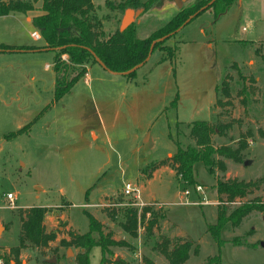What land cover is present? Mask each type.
Segmentation results:
<instances>
[{
  "label": "rangeland",
  "instance_id": "rangeland-1",
  "mask_svg": "<svg viewBox=\"0 0 264 264\" xmlns=\"http://www.w3.org/2000/svg\"><path fill=\"white\" fill-rule=\"evenodd\" d=\"M121 1L92 0L93 18L106 36L120 30L129 16L136 36L146 38L180 10L176 6L165 13L155 10L163 0L148 11L119 10ZM199 1L203 0H188L182 7ZM240 2L236 0L218 18L209 9L166 41L164 47L175 49L171 61L161 62L166 53L155 50L133 78L94 64L89 77H81L58 101L53 97V51L0 53V264L2 256L18 245L19 212L31 207L46 209L45 230L56 238L47 248L22 250L20 264H48L46 260L53 257L54 264H76L79 250L60 242L69 239L71 225L81 234L88 232L85 214L112 230L114 240L133 248H111L115 257L127 263L146 264L147 259L168 264L154 250L165 236L172 244L193 242L185 264H206L207 258L218 254L207 233V226L216 223L219 206L216 181L263 179L258 189L224 207L231 211L256 199L264 204V58L257 56L254 64L243 66L255 46L264 54V0ZM27 16L0 17V43L43 48L39 30V40L32 39L30 33L36 30ZM238 71L254 79V83L246 82L248 90L243 96L238 94L243 85ZM223 81L229 86L230 98L219 92L218 99L222 104L228 101L227 106L216 105L215 88H221ZM194 121L214 126L231 122L224 135L212 136V144L236 149L240 140L245 141L242 162L214 156L211 171L197 163L193 185L183 184L167 169L150 181L149 166L174 154L177 142L194 145L188 137L189 124ZM18 130L22 133L5 139ZM127 183L138 189L134 193L138 199L123 194ZM196 186L202 188L200 193L195 192ZM8 194L16 197L13 208L8 205ZM142 208H149L154 216L148 213L138 219L137 237L132 238L122 228L124 214L137 209L140 215ZM263 216L264 212H252L238 227L228 224L222 230L221 264H264ZM151 220L156 225L148 236L145 229ZM196 246L198 255L193 253ZM139 250L140 255L132 260L119 254L132 256ZM100 256V249L93 248L90 264H99Z\"/></svg>",
  "mask_w": 264,
  "mask_h": 264
},
{
  "label": "trees",
  "instance_id": "trees-1",
  "mask_svg": "<svg viewBox=\"0 0 264 264\" xmlns=\"http://www.w3.org/2000/svg\"><path fill=\"white\" fill-rule=\"evenodd\" d=\"M160 0H122L118 9L125 10L152 9ZM236 0H206L199 1L194 6L183 7L161 28L153 31L148 37L140 39L136 36L135 27L131 24L124 31L115 30L105 35L101 23L93 18L95 7L92 0H0V17L10 14H22L39 10V14L32 18V25L39 30L45 42L43 48L37 47H10L0 45V52L26 51L35 52L49 50L55 53L53 60V72L55 74L54 101L60 100L71 88L86 74V66L100 64L106 71L133 78L136 70L144 65L147 59L155 50L166 53L164 61H171L175 58V49L166 48V41L174 37L179 31L188 25L192 20L202 13L212 10L215 18L226 13ZM40 6L37 7L36 5ZM37 7V8H36ZM193 17V18H191ZM259 51V50H258ZM257 53V50H256ZM65 57V59H63ZM239 79L243 82L239 95L247 93L246 82L254 83L253 78H246L238 71ZM221 92L226 99L230 98V91L227 82H222L221 88H215L217 97L216 105L227 106L229 102L221 103L218 94ZM244 98H242L243 101ZM176 104L175 101L172 102ZM232 123L212 125L206 121H194L189 124V139L194 145L182 146L176 143V152L165 159L152 163L148 170L150 179L155 171L161 168H169L185 185L195 184L194 166L197 163L203 164L211 171L214 166L213 157L219 156L230 159L236 163L242 162L241 152L247 148V143L240 140L236 149L228 147L215 148L212 144L213 135H224L230 130ZM18 130L8 134L5 139H11L21 134ZM245 163V162H244ZM243 163V164H244ZM218 164V163H217ZM220 168L224 169V165ZM263 179L253 182H244L237 179L217 180L215 191L218 196L219 206L217 207L216 223L207 226V233L213 238L218 248V254L209 257L206 264H221L220 250L224 245L221 239L222 230L229 224L231 227H238L244 218L252 212H264V204L259 200L241 203L231 211L224 205L235 204L238 200L245 198L253 190L259 188ZM47 211L42 207H31L19 212L20 231L18 245L2 256L3 264H20V252L29 246L35 248H47L55 240L52 232H46L44 218ZM154 214L149 208H142L140 215L137 209L125 211V224L123 230L132 238L137 237L138 219H143L146 214ZM88 222V232L79 234L74 231L68 232L69 239L61 240L60 244L65 247H74L79 250L76 256V264H90L89 255L93 248L100 249L99 264H130L122 258H117L111 248H129L124 241L113 239L111 231H104V226L95 220L90 214H85ZM109 219L113 215L107 213ZM155 220L148 223L145 231L148 236L153 235ZM232 244L238 243L232 240ZM193 242L181 240L178 244H172L168 237L162 236L157 242L154 250L160 252L168 264H185L190 258V251ZM198 255L199 247L193 250ZM1 259V258H0ZM146 264H153L145 259Z\"/></svg>",
  "mask_w": 264,
  "mask_h": 264
},
{
  "label": "crops",
  "instance_id": "crops-1",
  "mask_svg": "<svg viewBox=\"0 0 264 264\" xmlns=\"http://www.w3.org/2000/svg\"><path fill=\"white\" fill-rule=\"evenodd\" d=\"M240 3H242V0H241V2ZM173 6H176V4H175V1L174 0H172V2L171 1H169V0H163L160 4H157L156 6H155V10H157V9H160V12H161V10H162V12L161 13H165V12H167V11H169ZM159 12V13H160ZM30 13H33V12H30ZM30 13H27L26 15H30V16H27L26 17V19H27V21L29 22V23H31L32 24V18L34 17V16H36V15H31ZM19 15H22V14H10V15H7V16H3V17H18ZM15 19H17L18 20V18H15ZM103 28H105V27H103ZM35 29V28H34ZM183 29V28H182ZM182 29L179 31V33L182 31ZM36 30V29H35ZM34 30V31H35ZM105 31V30H104ZM202 31V30H201ZM203 32V31H202ZM34 33V32H33ZM35 33H37L38 34V31L36 30V32ZM178 33V34H179ZM32 33H30V35H31ZM110 34V33H109ZM39 35V34H38ZM31 37H32V35H31ZM32 39H34L33 37H32ZM41 39V41L43 42L42 43V46L41 47H43V46H45V42L43 41V39L42 38H40ZM34 40H36V39H34ZM37 40H39V38L37 39ZM244 40H242V41H240V43L242 44V43H244L243 42ZM236 42V41H235ZM252 42H254V41H250V43H251V45H253V47H254V44L252 43ZM248 43V42H247ZM0 45H3V46H10V47H15V48H18V47H31V45L30 46H28V45H26V46H24V45H21V44H13V45H10V44H4V43H0ZM260 49V46L258 45V46H255L254 48H253V51H251L252 53H251V55L248 57L249 59V61H243V66H245L246 65V63L248 62V64L249 63H251V64H254L255 62H256V60H255V57H257V56H260V58H264V54L262 53V52H260V51H258ZM256 50H257V53H256ZM45 51V50H44ZM47 51V50H46ZM0 53H12V54H22V53H29V52H26V51H13V52H0ZM152 55V54H151ZM151 55H150V57H151ZM150 57L147 59V61L146 62H148L149 61V59H150ZM161 62H167V61H164V56H161V60H160ZM91 66L92 65H89V66H86V74L84 75V77H89V73H90V69H91ZM143 66V65H142ZM141 67V66H140ZM104 69V68H103ZM139 69V68H138ZM137 69V70H138ZM136 70V71H137ZM12 71H14L13 69H12ZM114 75H117V74H114ZM255 80H256V78H255ZM173 154L172 153H169L168 155H167V157H170V156H172ZM165 169H167V170H170L171 172H173L171 169H169V168H161V169H158L157 171H155L154 173H153V175H152V177L154 176V177H156L157 175H159L161 172H163V171H165ZM152 180V178L150 179V181ZM70 224V223H69ZM70 230L71 231H74V232H76V233H79L77 230H75L73 227H72V225H71V227H70ZM104 231L105 232H107V231H111L112 232V230H110L109 228L108 229H106L105 227H104ZM113 233V232H112ZM79 234H81V233H79ZM19 236V235H18ZM114 233H113V238H114ZM140 237V236H139ZM141 238V237H140ZM115 239V238H114ZM124 239V238H123ZM124 253V254H123ZM119 252V254L121 255V257H123V258H126V256L128 255V258H126V259H133V258H136V257H138L139 255H140V253H141V250H139L138 252H136V254H134V255H132V256H130V254L129 253H127V252ZM130 257V258H129ZM131 257H133V258H131ZM130 260V261H131ZM100 261V260H99ZM135 261V260H134ZM188 262V261H187ZM186 262V263H187ZM156 263V262H155ZM133 264H135V263H133Z\"/></svg>",
  "mask_w": 264,
  "mask_h": 264
},
{
  "label": "built area",
  "instance_id": "built-area-1",
  "mask_svg": "<svg viewBox=\"0 0 264 264\" xmlns=\"http://www.w3.org/2000/svg\"><path fill=\"white\" fill-rule=\"evenodd\" d=\"M31 35H32V37H33L34 39H36V40L39 38V35H38L37 33H35V32L32 33ZM201 191H202V188H201L200 186H196V188H195V192L200 193ZM134 193H139L138 189H137V188H134V187H133L131 184H129V183L125 184L124 189H123V194H124L125 196H128V197H131V195H134V197H135L136 199H138L139 196H136V194H134ZM185 194L188 195L189 192L186 191ZM7 201H8V205H9V207H12V208L15 207L16 197H15L14 195H12V194H8V195H7Z\"/></svg>",
  "mask_w": 264,
  "mask_h": 264
},
{
  "label": "water",
  "instance_id": "water-1",
  "mask_svg": "<svg viewBox=\"0 0 264 264\" xmlns=\"http://www.w3.org/2000/svg\"><path fill=\"white\" fill-rule=\"evenodd\" d=\"M175 1V4H176V7L178 8V9H182L183 7V5H184V3L185 2H187L188 0H174ZM121 13H122V11H120ZM191 18H193V17H191ZM130 26V17L129 16H127L125 19H124V21H123V23H122V26H121V29H120V31H124L126 28H128ZM244 164H248V162H245ZM263 219H264V216H263ZM1 229V228H0ZM262 245V244H261ZM46 262L48 263V264H54L55 262H56V258H52V259H50V260H46Z\"/></svg>",
  "mask_w": 264,
  "mask_h": 264
}]
</instances>
